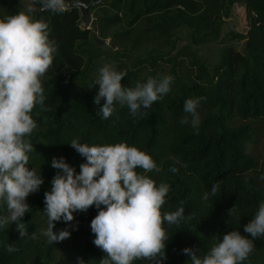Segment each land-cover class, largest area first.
I'll use <instances>...</instances> for the list:
<instances>
[{"label": "trees", "instance_id": "obj_1", "mask_svg": "<svg viewBox=\"0 0 264 264\" xmlns=\"http://www.w3.org/2000/svg\"><path fill=\"white\" fill-rule=\"evenodd\" d=\"M239 1L245 7L246 28L222 35L224 21ZM31 2L33 18L49 25L50 39L58 47L42 78L44 108H34L37 127L26 137L33 144L29 167L44 183L27 198L31 210L22 222L28 236L21 239L15 223L0 229V264H100L106 256L93 243L90 225L99 211L95 206L74 213L70 223L54 222L53 231L68 229L70 238L48 243L42 234L48 221L45 193L60 171L51 167L53 158L64 157L77 174L86 162L69 145L73 139L90 146L126 142L154 159L160 171L148 175L157 184L170 185L163 211L185 208L178 225H164L169 240L163 264H191L184 249L203 255L227 232L247 236L244 226L264 202V157L252 151L264 124V0H104L89 8L91 27L80 25L77 6H66L61 13L39 12V3ZM20 11L24 9L19 5L0 0V18ZM94 25L98 37L109 40L108 51L94 44ZM225 38L243 41L242 47L222 46L213 65L189 48L221 44ZM183 39L189 46L182 45ZM106 63L127 72L125 87L150 76L171 75V90L151 109H142V116L133 117L127 106L117 104L113 115L103 119L96 112L105 101L98 106L94 98L99 69ZM190 98H202L198 130L190 122L181 123L189 115L184 104ZM172 167L178 171L172 172ZM234 206L230 216L228 210ZM6 212L0 203V215ZM9 244L16 251L8 252ZM242 264H264V236L254 240V251Z\"/></svg>", "mask_w": 264, "mask_h": 264}, {"label": "clouds", "instance_id": "obj_2", "mask_svg": "<svg viewBox=\"0 0 264 264\" xmlns=\"http://www.w3.org/2000/svg\"><path fill=\"white\" fill-rule=\"evenodd\" d=\"M34 3L53 13L66 9L65 0H34ZM34 11L29 5L24 11L0 18V203L7 209L6 214L0 215V229L15 223L21 239L28 236L22 222L25 213L31 210L27 198L44 183L40 173L29 167L28 154L33 151V144L26 137L37 127L32 116L34 108L37 105L44 108L42 78L58 50L55 40L50 39L49 25L43 19H34ZM126 76V71H118L112 63L99 69L96 81L99 92L94 103L98 106L102 100L105 103L96 115L108 119L119 104L127 106L133 117L142 116V109H151L169 93L173 82L171 75L150 76L144 83L125 87L122 81ZM201 99L185 101L184 111L189 115L181 120L182 124L190 122L198 130ZM69 145L86 162L80 165L79 174L64 157H54L51 162V167L60 171L52 180L51 190L45 193L44 212L48 221L42 234L48 243L71 236L68 229L54 232V222L70 223L75 219L74 213L87 212L95 206L99 211L90 225L95 235L93 243L106 253L100 264H134L137 260L163 264L167 259L165 241L169 240L164 225H178L184 219L185 208L163 211L170 185L157 184L148 175L160 171L151 155L126 142L90 146L73 139ZM170 170L178 171L175 167ZM216 190L214 185L213 195ZM204 198L207 199V194ZM228 211L232 216L235 206ZM244 232L248 235L236 230L223 234L203 255L198 256L190 248L183 252L191 256V264H242L254 251V240L264 236V202L244 226ZM31 238H35L34 233ZM7 251L16 249L9 244Z\"/></svg>", "mask_w": 264, "mask_h": 264}, {"label": "rangeland", "instance_id": "obj_3", "mask_svg": "<svg viewBox=\"0 0 264 264\" xmlns=\"http://www.w3.org/2000/svg\"><path fill=\"white\" fill-rule=\"evenodd\" d=\"M11 2L13 5H19L22 9L26 10L29 5H32L31 0H6ZM34 8V7H33ZM92 20L93 16L90 15ZM92 22V21H91ZM85 26L84 22L80 24ZM91 27V24H90ZM246 28V19H245V7L243 2L239 1L232 5L231 15L229 18L225 19L222 27V35H225L228 31H243ZM243 41L230 40L225 38L223 43L212 42L209 44H204L198 47H194L186 42L185 39L182 41V45H187L189 48L193 49L197 55L200 57V60L206 64L213 65L219 60V51L222 46L230 45L236 49H241ZM108 45H105V49L108 51ZM264 124L260 126L258 130L257 142L254 143V148L252 149L253 153L258 156L259 159L264 157Z\"/></svg>", "mask_w": 264, "mask_h": 264}, {"label": "water", "instance_id": "obj_4", "mask_svg": "<svg viewBox=\"0 0 264 264\" xmlns=\"http://www.w3.org/2000/svg\"><path fill=\"white\" fill-rule=\"evenodd\" d=\"M101 1H104V0H88L86 2H81L79 0H72L69 2H65V3H66V6H77L79 8V11H80V14L82 16V20H83L84 24L87 27H89L91 24V21H92V18H91L90 13H89V8H90V6L95 5ZM43 11L44 10H41V8H40L39 12H43ZM92 40H93L94 44L97 46L107 45L109 42L108 39H102V38L98 37L97 27L95 25L92 27Z\"/></svg>", "mask_w": 264, "mask_h": 264}]
</instances>
